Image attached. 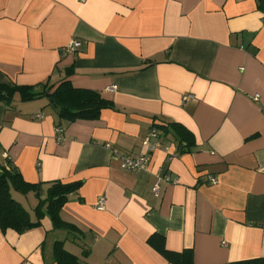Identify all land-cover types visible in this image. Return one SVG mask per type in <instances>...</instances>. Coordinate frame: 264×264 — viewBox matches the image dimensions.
<instances>
[{"label":"crops","instance_id":"crops-1","mask_svg":"<svg viewBox=\"0 0 264 264\" xmlns=\"http://www.w3.org/2000/svg\"><path fill=\"white\" fill-rule=\"evenodd\" d=\"M65 79L113 107L71 122L51 104L43 110L38 101L48 97L0 103V165L42 184V198L50 182L81 181L61 211L77 233L55 228L47 213L22 234L0 228V264H56L61 230L75 244L65 248L88 264H172L149 243L155 235L167 250L191 249L194 264L264 257L257 0H0V84L54 91ZM172 123L193 135L183 153ZM153 127L168 153H152L144 171L122 170L123 155L147 151Z\"/></svg>","mask_w":264,"mask_h":264},{"label":"trees","instance_id":"trees-1","mask_svg":"<svg viewBox=\"0 0 264 264\" xmlns=\"http://www.w3.org/2000/svg\"><path fill=\"white\" fill-rule=\"evenodd\" d=\"M257 4L264 12V0H257ZM16 95H19L25 103L41 97H48L50 104L55 108L60 118L71 122L97 119L104 109L113 107V103L103 98L99 92L75 88L66 79L54 91H51L50 88L41 89L40 85L13 84L9 86L0 84V103L7 106V108L13 107ZM171 125L173 134L178 139L181 148L180 153H183L185 149L192 146L193 135L181 124L172 123ZM81 185V181L70 183L53 181L46 184V195L45 198H42V184L26 181L13 166L0 165V228L3 231L12 229L22 234L37 228L41 224L40 219L47 213L55 228H65L71 233H77V228L73 224L62 219L61 211L71 195L80 190ZM12 189L19 194L36 193L39 197V204L35 209L37 221L32 220L30 211L13 196ZM149 243L172 264H194L191 249L183 252L167 250L163 238L157 235L152 236ZM64 245V241H57L55 244L56 264H88L83 262L76 254L68 251ZM225 264H264V257Z\"/></svg>","mask_w":264,"mask_h":264},{"label":"built area","instance_id":"built-area-1","mask_svg":"<svg viewBox=\"0 0 264 264\" xmlns=\"http://www.w3.org/2000/svg\"><path fill=\"white\" fill-rule=\"evenodd\" d=\"M77 43H72L67 47V52H73L76 50L77 48ZM116 89V86H110L109 89H107L108 91H113ZM258 97V96H256ZM193 98V96H188L186 97V99H190ZM36 118L38 119H42L43 116L41 114L36 115ZM62 128L61 127H57L56 128V134H57V140L61 141V133H62ZM160 139V134L159 131L157 130V128H152L148 134V136L146 137V139L143 141V146L147 148V151L145 153H142L138 156H131L129 154H125L121 157V169L124 171H128V172H140V171H144L147 168V165L150 161L151 158V154L154 153L155 151L159 150V149H163L165 152L168 153L169 148L164 147L163 145L160 143L159 141ZM114 154H117V151H114ZM209 181L212 184H216L217 183V178H215L214 176H209ZM158 180H162L161 176H158ZM165 181H170V178L165 177ZM160 185L159 183H157L152 191L155 195H159L160 193ZM104 205H105V199L101 198L99 201V205H98V209L102 210L104 209Z\"/></svg>","mask_w":264,"mask_h":264},{"label":"rangeland","instance_id":"rangeland-1","mask_svg":"<svg viewBox=\"0 0 264 264\" xmlns=\"http://www.w3.org/2000/svg\"><path fill=\"white\" fill-rule=\"evenodd\" d=\"M19 96L17 95L16 96V98H18ZM17 99H15V101H16ZM50 101L48 100V99H46V98H43V99H40L39 101H38V104H44L43 105V110H47V111H52V109H53V107L50 105V103H49ZM14 103V102H13ZM15 105V104H14ZM12 193H13V196L18 200V201H24L23 203H24V205H25V207H26V209L27 210H29L30 212H32L34 215H36V212H35V209H36V207H37V204H38V202H37V204H36V206L34 207L33 206V204H32V202L34 201V202H36V199L34 200L32 197H29L30 195H28V194H19V193H17L14 189H12ZM21 195V197H19ZM23 195V196H22ZM26 195H28L27 197H24V196H26ZM37 216V215H36ZM56 233L57 234H62V237L64 238L62 241H64V244L66 243V247L67 248H69V249H75V244L74 243H72V244H69L67 241H65V236H67V233L64 231V230H61V231H56ZM74 244V245H73Z\"/></svg>","mask_w":264,"mask_h":264}]
</instances>
